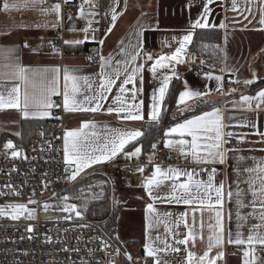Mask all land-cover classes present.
Segmentation results:
<instances>
[{
	"label": "crops",
	"instance_id": "obj_1",
	"mask_svg": "<svg viewBox=\"0 0 264 264\" xmlns=\"http://www.w3.org/2000/svg\"><path fill=\"white\" fill-rule=\"evenodd\" d=\"M9 4L7 10L3 5ZM57 3L47 4L45 0H0V92L10 90L13 86L23 85L18 79L17 73L20 67L28 69L29 77L28 90L34 92L39 100L43 90L53 86V78L56 73L53 69H59V91L60 95H52L51 100L61 98L63 103L64 75L65 69L80 77H88L92 84L90 90L83 81L80 82L81 93L78 99L84 95H92L98 89L102 80L101 61L89 59L90 49L95 48L98 57L103 55L108 63L104 71L109 76H115L120 72V79L117 85L125 78L126 64L129 65L128 72L135 67L131 61V56L137 51V45L142 44L144 52L151 53L154 57L161 54H170L178 47V39L182 38L189 31L193 33L198 29L191 27L192 23L201 17L207 0H93L84 9L85 15L80 16V10H63L61 7L60 16L56 13L45 14L42 9L51 8ZM15 5V7H13ZM236 10H233V0H215L207 5L211 12L207 17L209 26L207 28H217L222 30V56L221 67L218 71H211L213 76H222V90L217 91L218 82L215 79H208L207 75H200L194 72L185 74L181 81V92L186 90L184 81H187V88L193 91L208 92L209 95L203 99H192L186 104H178L185 109H193L202 106L204 109L187 119L200 115L212 108H219L223 116L225 125L224 149L226 150L225 163L198 164L188 155V163L180 166H161L163 170L177 168L181 171L193 173L194 180L207 182L211 169L215 168L216 175L214 183L221 182L225 185V197L223 206H215V210H210L206 205L201 207L196 204L188 206L161 201H154L148 196L144 187L146 178L151 176L155 168L150 171H138L139 167H134L131 172V186L124 190L112 189L113 199L118 207L117 224L114 236L119 242L127 244L132 254L145 257L146 264H155L159 259L161 264H187L188 253L194 254L193 264H197L198 258L208 252V259L215 260V264H244V251L248 245H236L229 243V234L235 239L237 232L246 239L247 236L259 233L264 235V221H261V207L259 201L253 205L254 197L252 188L248 181L255 174H249L246 169L264 163V137L256 132H264V104L256 107L257 101H252V107L241 100L242 96H257L260 90H264V0H235ZM113 9L118 15L111 32L108 29L113 24L111 19ZM92 13V15H89ZM62 17V19L60 18ZM71 17V19L69 18ZM91 27L87 33L89 39L83 43L76 44L75 41L83 40L85 33L83 28ZM223 25V27H221ZM95 29V31H93ZM96 39H91L92 36ZM176 38V39H174ZM104 39V44L100 45L99 40ZM64 44V50L53 48L56 42ZM65 41L72 43L66 44ZM193 41V40H192ZM192 43V42H191ZM190 43V44H191ZM190 44L187 45L184 61L190 52ZM89 46L85 51V46ZM144 63V53L141 52L137 64ZM151 61L144 64L143 82L141 84L137 77L135 87L142 88L136 93V102L143 100V120L128 121L121 119L115 112L109 113V107H116L114 98L119 94V88L114 86L107 101L103 102V107L98 112H68L62 108L61 119L58 124L63 125L64 136L68 130H76L82 127L84 122H93L94 129H86L90 136V142L102 145L113 133L111 130L120 131H141L144 135V125L152 120L151 104L154 92L158 94V88L162 83L161 72L153 77L149 71ZM182 64V63H180ZM180 64L172 67L175 73ZM223 70V71H221ZM165 74L171 75L172 69L162 70ZM178 80L172 78L168 91L162 105L160 118L165 110L166 101L173 83ZM253 81L250 84L244 81ZM230 82L233 87L227 88L226 83ZM239 81V83H236ZM33 83L35 89H33ZM132 89L133 85H127ZM235 89V91H232ZM125 102L131 104V91L124 94ZM63 106V105H62ZM36 107H30L29 112L42 111ZM48 111L50 116L40 117L29 115L25 118L19 109H0V140L3 142L7 134L20 136L22 123L31 119H53L56 118V111L53 107ZM60 113V112H59ZM159 118V119H160ZM57 119V118H56ZM186 120V119H184ZM170 125L159 139L167 147L169 139L178 141L180 139L191 141V137L179 136L178 133L166 135L168 130L178 123ZM256 125L254 128L253 125ZM95 132L98 139H91V133ZM231 133V137L227 136ZM142 136L136 141L126 145L124 153L134 151L135 147H141L140 158L148 160L153 149L147 150L141 141ZM235 141H243L240 148H235ZM158 142V141H157ZM190 152L188 145L174 147L182 153ZM231 149V151H228ZM120 154V153H119ZM127 157V156H126ZM132 157L129 160L139 158ZM102 164V163H100ZM94 164L84 169L80 174H84L92 168L100 165ZM205 169V170H202ZM79 174V175H80ZM187 177L182 175L179 182H184ZM171 180H165L161 187L156 190L164 196L170 191ZM257 181V185H258ZM109 185V184H108ZM110 186V185H109ZM231 189L233 195L228 198L227 192ZM239 193V195H237ZM213 202L215 194L213 192ZM152 203L156 208V213H148L147 205ZM195 212V226L193 227L192 213ZM216 210L222 213V226L224 243L222 246L212 247L209 251V236L213 232H219L220 225L217 224ZM187 212L188 227L180 221L181 213ZM171 213V216H165ZM149 217L153 227L148 228ZM202 224V227H201ZM260 225L259 228L254 226ZM211 226V227H210ZM188 228H192L196 239L187 245H180L176 240L183 239L187 235ZM172 229V231H168ZM152 237L153 247L163 248L162 241L166 240L171 247L167 251L157 253V257H148L145 246L148 237ZM159 237V239H157ZM202 237V238H201ZM211 243H214L212 241ZM172 248H179V251H172ZM256 248H263L264 245H255ZM230 249H236L238 254L228 253ZM223 252V257L216 259L218 253ZM255 264L264 262V258L254 253ZM252 257L250 256L249 259ZM207 264V261L204 262Z\"/></svg>",
	"mask_w": 264,
	"mask_h": 264
},
{
	"label": "snow or ice",
	"instance_id": "obj_2",
	"mask_svg": "<svg viewBox=\"0 0 264 264\" xmlns=\"http://www.w3.org/2000/svg\"><path fill=\"white\" fill-rule=\"evenodd\" d=\"M67 2V0H66ZM86 3L89 0H85ZM215 0H207V4L204 7L203 14L200 18L195 20L191 27L193 29L196 28H207L209 26L207 17L211 12V9L207 6L214 3ZM4 9L7 10L9 8V4L5 3L3 5ZM15 7V5H13ZM233 10H236L235 0H233ZM45 14L56 13L58 17L61 13V5L59 3L53 5L51 8L42 9ZM83 7L80 8V16H84ZM92 15V13H89ZM62 19V17H60ZM71 19V17H69ZM118 15L113 9L111 19L113 24L108 29L110 33L112 27H115V21L117 20ZM261 23L264 24V20H261ZM91 27V21H89V27H85L82 31L86 34L83 40L75 41L76 44L83 43L87 39H89L87 33L89 32V28ZM223 27V25H221ZM95 31V29H93ZM91 39L95 40L96 37L93 35ZM176 39V38H174ZM193 40V33L189 31L182 38L178 39V47L170 54H161L158 57H154L151 53L144 52L142 44L137 45V51L131 56V61L133 64H136L135 67L131 68V71L128 72L129 65L125 66V73L127 75L125 78L117 85L116 81L120 79V72L117 71L115 76H109L105 73L104 67L108 63V60L105 59L103 55H100L101 61V73L100 77H102L101 82L98 85V89L92 95H84L82 99H78L79 94L81 93L80 82L83 81L84 85L87 86L85 89L90 90L92 88V84L88 77H80L74 75L72 71L65 69L64 75V91H63V107L68 112H98L103 107V102L107 101L108 95L111 94L114 86L119 88V94H117L114 98L113 103L116 107H109L107 111L109 113L115 112L121 119L128 121H137L143 120V100H139L136 102V93L138 91H142V88L137 89L135 87L137 77L139 76L140 82H143V71L144 64L148 62H152L149 68V71L152 73L153 77H156L158 72H161L162 75V83L158 88L157 92H154L152 95V104H151V118L156 121L160 118V113L162 109V105L165 100L166 93L169 88V84L174 76H176L175 69L172 67L174 64L184 63V57L186 55L187 45H189ZM66 44L72 43L70 41H65ZM99 44H104V39L99 40ZM54 47V46H53ZM141 52L144 53V63L137 64V60L141 55ZM91 59V57H89ZM171 68V75L165 74L162 70H167ZM59 69H53V72L56 75L53 78V86L47 88L42 91L41 97L39 100L36 99L35 93H30L28 90L29 77L27 75L28 69L24 67H20L17 73L18 79L23 85V91H21V85L13 86L10 90H7V94L5 92H0V109L4 108H14L19 109L25 118L29 117V115L46 117L50 116L51 112L48 111L51 109L54 104L51 100L52 95H60L59 91ZM223 71V70H221ZM208 79H215L218 82L217 91L222 90V76H213L211 73L206 74ZM253 81H244L246 84H250ZM186 90L181 92L179 95V103L186 104V101L192 99H203L208 96V92L201 91H193L187 88V81H184ZM239 83V81H236ZM133 85V88L130 90L127 88V85ZM33 89H35V84L33 83ZM131 91V104L125 102L124 94ZM232 91H235L233 89ZM241 100L248 104V107H252V101L256 100V107L259 108L260 105L264 104V90H260L255 97L250 96H242ZM30 107H36L39 109H43L42 111H36L33 113L29 112ZM96 127L93 122H84L82 127L76 130H68L64 136V151H65V161L68 165L75 166V170L72 172L70 179L75 180L77 175L80 174L86 168L91 167L94 164L105 163L107 161L112 160L119 153L124 152L126 145H128L132 141H136L138 137L142 136L143 133L141 131L132 130V131H120V130H111L112 135L106 139V142L102 145H96L90 142V136L86 129H94ZM224 123L223 116L221 114V110L219 108H212L211 111H205L200 115H196L191 119H186L182 123H178L175 127H172L168 130L166 135H171L174 133H178L179 136L191 137V141L185 139H180L178 141H173L169 139L167 141V147H174L176 144L180 146L188 145L190 147V152H184L182 147L183 155H190L194 162L198 164H208V163H225L226 158V150L224 149L225 140V132H224ZM255 128L256 125L254 124ZM257 135L264 137V132H260L257 130ZM231 133H227V136L231 137ZM91 139H98L97 134L95 132L91 133ZM156 146L153 145V148ZM5 148L13 149L12 155L20 156L21 153L15 151V146L11 141H8L5 144ZM228 151H231L229 149ZM141 154V147H135L134 151L127 152L125 155L129 158L139 157ZM151 161V157L149 158ZM205 170V169H202ZM138 171L143 172L144 168L141 167ZM216 169H211V174L208 176L207 182L203 180H194L193 173L187 171H181L177 168H168L166 171L161 168L160 165H155V171L151 176L146 178L144 183V187L147 190V194L154 201L175 203V204H184L188 206L200 205L201 207L207 206L210 210H215V206L218 205L220 207L223 206L224 197H225V185L223 182L218 185L214 183ZM246 171L249 174H255L252 176L248 183L252 188V195L254 197L253 205L259 201L261 207L260 219L264 221V163L258 164L255 167L248 168ZM184 175L187 177V180L184 182H179L180 177ZM165 180H171L172 183L169 185L170 191L167 192L166 195L162 196L158 190ZM257 181L259 182L257 185ZM213 192L215 194V200L213 202ZM18 195L19 193H14ZM233 193L229 188L227 192V196L231 199ZM239 195V193L237 194ZM65 200L68 198L65 197ZM29 203H36V201L30 200ZM48 206L45 205V208ZM10 210V211H9ZM63 211H74L77 216H80L81 213L77 210L76 205H68L63 208ZM148 213H156V208L152 203L147 205ZM195 212L196 209L193 208L192 219H193V227L195 226ZM25 213L28 214L29 218H35V210L29 209L26 204H10L3 207H0V215H10L13 220L19 219ZM165 216H171V213H165ZM188 213H181L180 221H177L176 227H179L182 222L185 227H188L187 221ZM217 224L220 225L219 232H213L212 235L209 236V251H211L212 247L222 246L224 243L223 237V226H222V213L216 210ZM153 224L151 222V217H149L148 228L151 229ZM202 227V224H201ZM211 227V226H210ZM255 228H259L260 225L254 226ZM32 231L31 228L28 229ZM168 231H172V229H168ZM202 238V237H201ZM159 239V237H157ZM196 239L193 234L192 228H188L187 235L183 239L176 240L177 244L187 245L190 241L194 242ZM214 241V243H211ZM229 243H234L236 245H248V249L244 251V264H255V245H264V235L259 233H254L247 236L246 239L242 238V235L237 232L235 239L231 237L229 234ZM107 243V242H105ZM164 244L163 248H155L153 247L152 237H148V243L145 246L146 255L148 257H157V253L161 251H167L171 246L167 244V241H162ZM172 251H179V248H172ZM208 252L204 254V256L198 258L197 264H204L207 261V264H215V260L208 259ZM252 257L249 259V257ZM223 257V252L218 253L216 259H220ZM194 254L188 253V261L187 264H193ZM128 259L131 260V255H128ZM155 264H161L159 259L155 260Z\"/></svg>",
	"mask_w": 264,
	"mask_h": 264
},
{
	"label": "built area",
	"instance_id": "obj_3",
	"mask_svg": "<svg viewBox=\"0 0 264 264\" xmlns=\"http://www.w3.org/2000/svg\"><path fill=\"white\" fill-rule=\"evenodd\" d=\"M92 1L45 0L47 4L59 3L63 10H80ZM53 48L63 51L64 44L56 42ZM89 54L93 61L99 60L95 48H91ZM191 72L200 75L211 72L196 52L188 53L175 77L180 79ZM226 86L233 87L228 81ZM53 104L56 118L62 120L61 98ZM233 143L235 148L244 144L243 141ZM13 145L20 156L14 157L13 149L5 148L0 142V207L26 204L35 210V218H29L27 213L16 220L10 215H0V264H146L145 257L124 249L99 221L88 219L83 213L77 216L74 211H63V208L69 204V190L84 177L101 176L112 189L124 190L131 186L134 167L150 171L155 165L187 164V157L180 150L166 147L158 140L151 161L140 157L129 160L120 153L72 180L75 166L65 161L62 124L55 132L40 137L28 147ZM30 200L36 203H29ZM228 253L238 254L239 251L230 249ZM255 253L264 258L263 248H256Z\"/></svg>",
	"mask_w": 264,
	"mask_h": 264
},
{
	"label": "trees",
	"instance_id": "obj_4",
	"mask_svg": "<svg viewBox=\"0 0 264 264\" xmlns=\"http://www.w3.org/2000/svg\"><path fill=\"white\" fill-rule=\"evenodd\" d=\"M222 30L217 28H201L195 32L190 44V52H196L204 61L205 67L210 71H218L221 67L222 56ZM89 46H85L88 51ZM180 79L176 80L168 94L165 110L156 122L144 125V135L141 139L147 150L153 149V145L161 138L164 131L172 124L189 118L201 112L204 107L196 106L193 109H185L178 104V95L181 89ZM58 119H31L22 123L20 136L14 138L15 144L22 147L30 146L40 137L47 136L59 128ZM105 182L103 198L94 201L80 198L82 189L87 187L93 179L82 178L69 190L73 201L77 203L88 219L99 221L111 234L114 235L117 224L118 207L113 199L112 189L101 176H95Z\"/></svg>",
	"mask_w": 264,
	"mask_h": 264
},
{
	"label": "rangeland",
	"instance_id": "obj_5",
	"mask_svg": "<svg viewBox=\"0 0 264 264\" xmlns=\"http://www.w3.org/2000/svg\"><path fill=\"white\" fill-rule=\"evenodd\" d=\"M16 135L14 134H7L6 137H5V140L3 142H0L2 143V145L5 146V144L8 142V141H11L13 144H15V141H14V137ZM88 177H91L93 179V181L90 182V184L87 186V187H84L82 189V193H81V196L80 198H82L83 200H89V201H94V200H97L99 198H103L104 196V192H105V182L103 179H97L95 176H88ZM84 178H87V177H84ZM72 200V202H71ZM68 205H76V208L77 210L80 212V213H83L84 212L82 211V208L73 201L72 197L70 196V201H69V204ZM121 244V246L124 248V249H127V251H131L129 246L123 242H119ZM132 252V251H131ZM130 252V253H131Z\"/></svg>",
	"mask_w": 264,
	"mask_h": 264
}]
</instances>
